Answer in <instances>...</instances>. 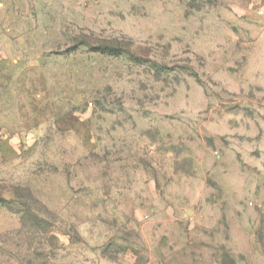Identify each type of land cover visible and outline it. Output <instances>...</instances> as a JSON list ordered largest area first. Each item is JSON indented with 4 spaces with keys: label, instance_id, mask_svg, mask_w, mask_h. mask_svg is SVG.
I'll list each match as a JSON object with an SVG mask.
<instances>
[{
    "label": "rangeland",
    "instance_id": "374dc122",
    "mask_svg": "<svg viewBox=\"0 0 264 264\" xmlns=\"http://www.w3.org/2000/svg\"><path fill=\"white\" fill-rule=\"evenodd\" d=\"M261 11L0 0V264H264Z\"/></svg>",
    "mask_w": 264,
    "mask_h": 264
},
{
    "label": "built area",
    "instance_id": "2783aa9c",
    "mask_svg": "<svg viewBox=\"0 0 264 264\" xmlns=\"http://www.w3.org/2000/svg\"><path fill=\"white\" fill-rule=\"evenodd\" d=\"M261 14H264L263 12H261ZM93 104L92 103H90V106H92Z\"/></svg>",
    "mask_w": 264,
    "mask_h": 264
},
{
    "label": "crops",
    "instance_id": "0c3cea01",
    "mask_svg": "<svg viewBox=\"0 0 264 264\" xmlns=\"http://www.w3.org/2000/svg\"><path fill=\"white\" fill-rule=\"evenodd\" d=\"M262 12V11H261ZM261 12H260V15H263L264 16V14H261Z\"/></svg>",
    "mask_w": 264,
    "mask_h": 264
}]
</instances>
